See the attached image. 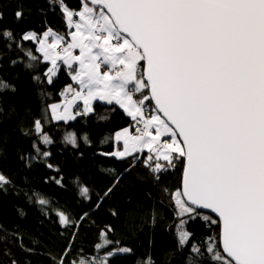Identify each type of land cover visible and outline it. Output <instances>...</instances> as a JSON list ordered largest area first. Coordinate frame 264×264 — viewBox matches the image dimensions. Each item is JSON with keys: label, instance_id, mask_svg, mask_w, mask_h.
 I'll return each instance as SVG.
<instances>
[{"label": "snow or ice", "instance_id": "obj_1", "mask_svg": "<svg viewBox=\"0 0 264 264\" xmlns=\"http://www.w3.org/2000/svg\"><path fill=\"white\" fill-rule=\"evenodd\" d=\"M49 2L59 5L75 30L59 34L49 29L43 38L25 33L22 39L38 41L43 60L52 65L46 70L49 82L60 68L57 62L63 61L79 85L62 112L59 104L49 106L51 118L74 120L80 115L70 108L76 100L83 101V115L94 113L93 101H115L136 122L130 126L135 134L122 129L115 139L123 141V150L102 155L131 158L135 164L140 157L133 153L147 149L154 155L144 162L154 174L183 165L181 187L172 196L181 217L177 249L192 244L186 264H207L209 259L215 264H264V0H80L78 11L65 0ZM23 15L22 9L15 12L18 20ZM2 35L12 38L8 30ZM7 87L0 81V88ZM46 122L47 116L35 120L33 130L48 144L51 138L42 131ZM83 139L90 143L86 135ZM64 141L77 145L73 132H66ZM33 148L40 151L35 143ZM47 167L54 168L50 163ZM9 183L0 172V189ZM88 193L81 186L85 199H90ZM36 202L48 203L43 197ZM201 208L216 214L215 220L204 219L219 232L198 244L184 225L195 221ZM87 216L73 220L61 212L58 219L71 228ZM106 231H112L110 226L101 236ZM104 243L113 242L105 238ZM129 251L117 247L106 251V257ZM59 260L65 264L64 257ZM96 264L108 261L99 257ZM142 264L155 261L149 256Z\"/></svg>", "mask_w": 264, "mask_h": 264}, {"label": "trees", "instance_id": "obj_2", "mask_svg": "<svg viewBox=\"0 0 264 264\" xmlns=\"http://www.w3.org/2000/svg\"><path fill=\"white\" fill-rule=\"evenodd\" d=\"M65 3L76 11L81 6L80 0ZM21 9L24 15L18 20L15 12ZM0 13V81L9 85L0 88V172L11 181L6 190L0 189V264L13 260L17 264H60V257L65 264H96L99 257H105L108 264H142L149 256L155 264H186L192 244L177 249L176 225L181 217L172 196L180 188L183 165L154 174L144 162V157L154 155L148 150L133 153L140 157L135 164L131 158L102 155L119 148L114 133L134 121L115 103L97 100L94 113L83 115L82 110L74 120H53L49 106L61 105L66 88L73 83L71 74L59 62L49 82L46 70L52 65L43 60L38 41L22 36L28 32L41 36L49 29L66 34L73 28L68 27L59 5L49 0H0ZM4 30L12 33L11 39L2 35ZM29 52L37 59H31ZM74 88L79 90L74 86L67 98ZM45 116L48 122L42 131L51 138L48 144L33 130V122ZM66 132L75 133L77 145L64 141ZM43 152L51 156L43 157ZM49 163L53 169L47 167ZM58 179L62 184L56 183ZM81 186L89 189L90 199L81 195ZM109 188L112 191L105 197ZM37 197L48 203L41 206ZM61 212L73 220L84 213L88 216L78 227L69 228L60 224ZM199 212L184 227L193 233L191 241L203 244L219 229L204 219L210 215ZM153 214L155 224L151 223ZM109 226L112 231L101 236V230ZM105 238L113 243H104ZM117 247L131 251L106 257V251ZM207 264L215 262L209 259Z\"/></svg>", "mask_w": 264, "mask_h": 264}, {"label": "rangeland", "instance_id": "obj_3", "mask_svg": "<svg viewBox=\"0 0 264 264\" xmlns=\"http://www.w3.org/2000/svg\"><path fill=\"white\" fill-rule=\"evenodd\" d=\"M78 11V10H77ZM74 18H76V17H74ZM53 31V30H52ZM53 32H55V31H53ZM28 33H30L31 34V32H28ZM56 33V32H55ZM41 38H43L42 37V35H41ZM48 43H51V37H48V41H47ZM40 47V45H39V43H38V48ZM77 50L76 49H73V53L75 54V55H79V54H77V52H76ZM42 53V52H41ZM43 54V53H42ZM47 62H49L50 64H51V62L50 61H47ZM59 62H61V63H63V61H58L57 63H59ZM66 66V65H65ZM67 67V66H66ZM78 67V66H77ZM71 75H73L74 73H70ZM74 81V80H73ZM72 85V84H71ZM70 86V85H69ZM74 87V86H73ZM73 87H72V89H73ZM75 92V91H74ZM71 93H69V94H67L66 96H68V95H70ZM66 96H64L63 98H62V100L59 102V103H66L67 102V100H70L71 98H67ZM77 101L78 100H76L75 101V103H77ZM75 103H73V104H75ZM72 106V105H71ZM125 128H129V131H131L133 134H135L134 132H133V130H132V127H130V126H128V127H125ZM124 129V128H123ZM122 130V129H121ZM121 130H118V131H116L115 133H114V139H115V134L116 133H118V132H120ZM115 141L117 142V143H119V148H117L116 147V149L115 150H123V147H124V145H123V141L122 140H120V141H117L116 139H115ZM114 150V151H115ZM142 150H147V149H142ZM142 150H140V151H142ZM139 152V151H138ZM59 215H60V213H59ZM120 248H126V247H120ZM128 249V248H127ZM130 252V251H129ZM129 252H119V253H129ZM115 254V253H114Z\"/></svg>", "mask_w": 264, "mask_h": 264}, {"label": "crops", "instance_id": "obj_4", "mask_svg": "<svg viewBox=\"0 0 264 264\" xmlns=\"http://www.w3.org/2000/svg\"><path fill=\"white\" fill-rule=\"evenodd\" d=\"M75 29L73 28L72 29V31H74ZM69 40H70V37H69ZM77 51V54H79V49H76ZM78 66V65H77ZM73 86H77V87H79V85H78V83L76 82V81H73V83H72V85H70V86H68V88H66V90H65V92H64V96H66L67 94H69V93H71V91H72V87ZM69 88H71V91H69ZM71 99H72V96H71ZM94 102V101H93ZM101 102H105V103H108L107 101H101ZM112 103H115V101H113ZM116 104V103H115ZM63 105H64V103H61V107H60V109H59V111H63ZM77 105H80L81 107L78 109V108H76V106ZM119 106V105H118ZM83 107H84V105H83V101L82 100H78L77 101V103H75V104H72V106H70V108H71V111L73 112V114H75V113H79V112H81L82 110H83ZM120 107V106H119Z\"/></svg>", "mask_w": 264, "mask_h": 264}, {"label": "water", "instance_id": "obj_5", "mask_svg": "<svg viewBox=\"0 0 264 264\" xmlns=\"http://www.w3.org/2000/svg\"><path fill=\"white\" fill-rule=\"evenodd\" d=\"M181 175H182V174H181ZM180 187H181V177H180ZM189 203H190V202H189ZM199 211H201V212H203V213H206V214L212 216V217L215 218V219L218 218V217L216 216V214L213 213L210 209H203V208H201V209H199ZM225 255H226V254H225Z\"/></svg>", "mask_w": 264, "mask_h": 264}, {"label": "built area", "instance_id": "obj_6", "mask_svg": "<svg viewBox=\"0 0 264 264\" xmlns=\"http://www.w3.org/2000/svg\"><path fill=\"white\" fill-rule=\"evenodd\" d=\"M74 91H77V89L76 88H74ZM135 121H133V123H132V125H135ZM132 130H133V132L135 133V131H134V128H132Z\"/></svg>", "mask_w": 264, "mask_h": 264}]
</instances>
